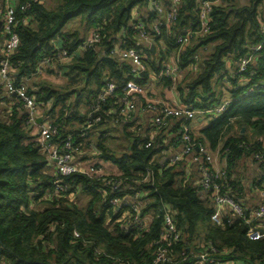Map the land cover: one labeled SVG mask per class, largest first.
Masks as SVG:
<instances>
[{"label": "trees", "instance_id": "16d2710c", "mask_svg": "<svg viewBox=\"0 0 264 264\" xmlns=\"http://www.w3.org/2000/svg\"><path fill=\"white\" fill-rule=\"evenodd\" d=\"M156 1L166 12L172 6L171 0ZM242 2L240 6L236 0H225L215 6L209 32L204 33L200 0H182L174 25L162 22L157 34L154 22L163 15L151 7V0L15 1L20 45L9 59L14 86L25 84L39 116L58 128L54 143L62 145L72 137L82 148L77 157L80 165L95 162L101 168V162L107 161L120 173L60 176L40 143L39 127L29 124L24 102L10 94L0 78V264H155L160 251H166L170 261L159 264H207L200 255L219 263L264 264V221L251 217L256 207L245 209L243 218L227 210L221 222L214 224L213 193L200 185L201 169L213 172L212 165L198 163L199 184L186 169L190 155L201 156L197 148L226 158L227 170L220 169L226 176L218 183L239 203L243 188L231 173L238 161L248 158L259 163L264 173V88L245 96L247 89L264 81V0ZM0 3L5 10V3ZM145 10L150 15L143 16ZM75 21L82 29H72ZM139 25L143 29H136ZM142 31L153 39L151 48L140 38ZM93 34L100 41L86 46ZM188 35L189 43L179 44ZM211 46V52L198 63L191 61ZM258 46L261 49L255 52ZM158 47L160 56L166 48L177 52L180 69L189 70L184 83L176 86L162 76L165 69L157 56ZM131 49L146 55L144 76L134 77L133 66L119 55ZM3 55L2 46L0 71ZM246 58L252 59L251 64L237 76L236 66ZM152 73L163 77L159 82L166 88L176 89L185 107L200 112L209 122L198 134L191 128L194 153L174 165L172 158L164 156L168 152L164 134L174 121L179 122L174 141L184 149L178 119H169L168 127L159 133L153 127L156 137H144L134 125L125 126V131L128 126L132 130L125 132L130 146L122 155L107 145L108 136L90 142L99 128L130 121L118 110L127 97L125 88L130 83L144 88ZM59 75L68 81L66 85L55 86L46 78ZM108 81L120 89L96 111ZM227 101V110L220 116L205 114ZM82 107L87 108L85 112ZM113 110L116 114L111 115ZM235 120L243 122L245 132L223 140ZM57 180L68 186L66 192L56 190ZM115 182L122 189H116ZM263 184L264 174L255 185L260 193ZM80 194L84 207L77 204ZM115 199L127 205L119 208L112 204ZM167 214L180 239H165Z\"/></svg>", "mask_w": 264, "mask_h": 264}, {"label": "built area", "instance_id": "2783aa9c", "mask_svg": "<svg viewBox=\"0 0 264 264\" xmlns=\"http://www.w3.org/2000/svg\"><path fill=\"white\" fill-rule=\"evenodd\" d=\"M3 3H5V10L0 9V14L2 15V22H3V35L5 37V42L3 45V52H4V61L1 65V71H0V78L5 83L7 91L12 94L18 96L25 104V107L28 109L29 113V124L30 125H36L40 128L39 135L41 136L40 143L45 148V150L48 152L49 159L53 165V168L55 171L62 177H68L75 174H85L93 177L97 176H107V174L104 172L102 168H97L99 164L92 162V164H82L78 162V155L82 154V148L78 145H76L73 141V138L70 137L62 142V145L54 143L55 137L58 136L59 130L57 127H55L50 122H47L43 120V122L39 125L38 119L41 117L39 116V110L36 105L35 99L33 97H30L28 94V89L25 84H21L19 87L14 86V83L12 79L10 78V56L19 48L20 45V38L18 34L15 31L16 25H17V19H16V10L14 7V3L16 0H0ZM225 0H201L200 4V12H199V19L200 24L202 27V31L209 32L210 24H211V15L213 14V9L215 6L220 5ZM172 6L169 11L163 10V8L159 5V3L156 0H151V7L156 10L161 16L158 20L160 21L163 17V20L158 23V21L154 22V31L157 34H160V28L162 27L164 22L166 26H173L174 22L176 21L178 14H179V7L182 2V0H172ZM136 29H143L142 25H139ZM261 33L264 35V27L261 30ZM140 38L142 41H145L149 47L151 48L153 39L150 35H148L145 32L140 33ZM191 37L186 36V38H181L179 40V44L187 45L189 43ZM100 41V37L98 34H93L86 42V46H93L97 44ZM261 49L260 46L254 47L253 50L259 51ZM121 59L123 61L129 62L133 68L131 70V74L134 75V77H138L142 73L146 72V64L145 59L146 55L143 51L138 50H128L125 52L119 53ZM196 61L198 63L199 58L198 56H195L191 59V61ZM252 59L246 58L242 61H240L237 64V71L236 75H240L247 71L249 65L251 64ZM47 64V62L44 63V65ZM194 71L197 70V66H194L192 68ZM41 73V72H40ZM165 78H169L172 81L177 80V73L175 70L166 67L164 70V73L162 75ZM225 83H228V80L225 79ZM250 83V82H249ZM249 85V84H247ZM129 85L125 88L126 91H128ZM237 87L236 89H238ZM263 89L264 88V81L260 82L257 87H250L246 90L245 96H249L251 93H253L256 89ZM120 89L119 86H117L114 82H107L106 87L104 88L102 94H100L99 101L96 105V111L101 110V106H103L105 103L108 102V100L115 96L117 91ZM229 105V101L225 102L223 105H220L219 107L207 111L205 114H210L213 116H220L222 113H224L227 110V107ZM136 103L134 101L133 97H130L129 94H127V97L123 100V106L120 110V115L125 118L126 120H131L133 113L136 111ZM146 110L153 111L157 113V116L153 120V126L154 128L158 129V133L161 129L168 127V120L169 119H180L182 121L181 126V136L184 143V149L183 153L175 156L171 162L172 165L177 164L179 162H182L183 159L190 154L194 153L195 145L192 144L190 133H191V121L195 119L197 115L200 114V112L194 110L193 108L189 107H181V108H172L166 104H164L162 101L156 100L152 103H150ZM99 121V120H97ZM157 132H154V135L152 137L158 136ZM152 144L149 143L147 147H151ZM200 152V157H196L197 163H208L209 165H212L213 172L208 169H201V180L200 185L202 188H204L207 191H211L213 193V200H214V207L215 210H217L216 214L213 217V220L218 218L220 221L216 223H220L221 220L226 215V211L229 210L232 213L233 217L243 218L246 216V210L242 206L241 203H239L232 194L229 193V191L224 192L226 187L222 186L218 183L219 180L225 178L226 173L222 172L216 163V160L204 149H196ZM256 160L260 161V157L256 156ZM216 163V164H215ZM217 165V166H216ZM97 166V167H96ZM100 166V165H99ZM108 185L112 184L111 182L107 183ZM116 189H120L121 184L116 183ZM264 187V184H263ZM55 188L57 191L66 192L68 190V186L61 183V181L57 180L55 182ZM122 189V187H121ZM262 202L255 208V210L252 212V218L256 220H262L264 221V190L261 192ZM113 205L121 208L125 205V201H120L119 199H115L112 202ZM133 209L137 211V207L134 204ZM138 220V217H137ZM166 235L165 239H170L174 237L176 240L180 239V235L177 234L176 226L173 222V218L171 215H166ZM76 238H79V234L75 232ZM201 261L207 264H232V262L227 263H219L215 259H210V256L207 255H200L198 256ZM170 261V258H168L166 251H160V253L157 256L155 264L164 263Z\"/></svg>", "mask_w": 264, "mask_h": 264}, {"label": "crops", "instance_id": "0c3cea01", "mask_svg": "<svg viewBox=\"0 0 264 264\" xmlns=\"http://www.w3.org/2000/svg\"><path fill=\"white\" fill-rule=\"evenodd\" d=\"M172 1V0H171ZM201 2V0H200ZM0 9H1V3H0ZM264 10V9H263ZM150 15V12L145 10L143 11V16ZM163 20V17L160 21ZM158 21V20H155ZM0 22H2V15L0 14ZM5 38V37H4ZM5 42V40H4ZM4 43L0 42V47L3 46ZM204 50V51H203ZM205 49L200 50V53L203 51V54L205 52ZM156 52V51H155ZM160 48L158 47V59L162 63V67L164 69L166 67H169L176 71L177 73V80L174 82L176 86L180 85L181 83H184L186 78L188 77V69L181 70L180 66V60L178 58L177 52L174 50L169 49H163L162 55H159ZM163 59H161V58ZM57 78H62L61 83H59V86H64V83L68 82L64 77L61 75L57 76ZM163 77H157L155 74L150 75V80H152V86L150 88H147L146 86L144 88H138L134 83H130L128 87L127 94L130 96H134V101L136 103V111L133 113V116L130 121H124L121 123L120 121H117V123H109L108 126H104V132L107 133L106 137L109 136L112 133H119L124 137L123 134L125 132H131L132 128H130V125H134V127L137 128V131L140 133V135L144 137H152L154 135L153 131V120L157 116L156 112L146 110L145 106L148 104L156 101L161 100L164 104L173 107V108H181L184 107L183 103L181 102V97L179 93L176 91V89L173 88H166L165 85L162 82H159ZM49 79V78H48ZM66 85V84H65ZM154 97H157L158 99H154ZM122 107V105H121ZM83 111H86V107H82ZM119 108L118 110H120ZM117 110H113L110 112L111 115L116 114ZM178 121H181L178 119ZM114 122V121H113ZM76 124V123H74ZM128 126L127 131H125L126 127ZM179 125V122L174 121V125L172 128L164 134L165 143L168 147V152L164 154L166 158H174L176 155H180L183 153V146L179 147L178 143L174 141L178 134L177 126ZM191 128L194 129L195 134L200 133L203 129L207 128L209 126L208 119H206L203 115H197L194 120L191 121ZM76 127H79V125H76ZM245 131V128L243 129ZM242 131V132H243ZM40 133V128L37 130V134ZM250 132H248L249 135ZM252 134L250 133V136ZM112 140H115L114 137H109L108 142H112ZM122 141H124L122 139ZM130 144V143H129ZM108 145V144H107ZM207 147V146H206ZM208 148V147H207ZM206 148V149H207ZM208 151V150H207ZM209 152L214 155V158H216L217 165L219 169L227 170L228 168V160L226 158H222L217 153ZM208 152V153H209ZM209 153V154H210ZM211 155V156H212ZM213 157V156H212ZM190 167H187L186 169L190 171L191 176L194 177L197 184H199V178L200 175H198V163L196 161V155H190L189 159L187 160V163ZM101 168L104 171L112 172L114 175H118L120 173L119 169L116 166H113L111 162L102 161L101 162ZM232 177L235 181L239 180L241 181V185L243 188V191L241 192V203L245 207L246 210H253L255 207H257L262 202L261 193L257 190L255 185L259 184V180L263 176V171L261 169V165L259 163H255L252 160L248 158H242L236 166L232 170ZM126 191L130 190L129 187H126ZM255 210V209H254ZM253 210V211H254ZM220 221V219L216 218L213 220V223ZM205 226H201L200 230H205Z\"/></svg>", "mask_w": 264, "mask_h": 264}, {"label": "rangeland", "instance_id": "374dc122", "mask_svg": "<svg viewBox=\"0 0 264 264\" xmlns=\"http://www.w3.org/2000/svg\"><path fill=\"white\" fill-rule=\"evenodd\" d=\"M247 1V0H246ZM236 2H240L239 5L242 6L244 5V2H242V0H236ZM72 29H82L81 28V25H80V22L79 21H75L72 23ZM212 50V46L209 47V48H206L205 50V54L203 55V51L200 53L198 52L197 55H199V59L200 57L202 58L203 56H206L208 55ZM48 80H50L52 82V84H54L55 86H59V83H61V79L60 78H54V77H46ZM63 80V79H62ZM152 80H149L148 81V84L146 85L147 88H150L152 86ZM67 84L64 83V85ZM59 88V87H58ZM209 123V122H208ZM248 127V126H247ZM246 128L245 125H243V122L241 123V120H235L231 126L230 129H227L224 133V136H223V140H225L226 138L230 137V134H233L234 137H239L241 136V133L243 131V129ZM99 133H96L95 136H93L91 139H90V142H96L99 138V136H104L106 137L107 133L104 132V129L101 127L99 128ZM125 135V134H123ZM126 136V135H125ZM125 136L123 137L122 135H120L119 133H112L108 136V137H114L115 140H112V142H108V146L113 150V151H116L117 154H120L122 155L123 153H127L129 151V146H130V142H128L126 139H125ZM127 137V136H126ZM128 138V137H127ZM122 139L124 141H122ZM256 139V135H255V138L253 140ZM89 142V143H90ZM216 159V158H215ZM217 162V161H216ZM105 173L109 174V173H112V172H107V171H104ZM113 174V173H112ZM78 198L76 197L74 201H77ZM77 204L78 205H81V207H84L86 205V202L84 200V198L81 196L80 194V198L79 200L77 201ZM203 231L204 230H201V233L203 234ZM204 235V234H203ZM254 235H261L259 232H255Z\"/></svg>", "mask_w": 264, "mask_h": 264}, {"label": "water", "instance_id": "95a60500", "mask_svg": "<svg viewBox=\"0 0 264 264\" xmlns=\"http://www.w3.org/2000/svg\"><path fill=\"white\" fill-rule=\"evenodd\" d=\"M4 40H5V38H4V35H3V22H0V42H1V43H4ZM1 47H2V46H1ZM152 50L155 51V47H152ZM141 75L144 76V73H142ZM42 122H43V119H42V118L38 119V124H39V125H40ZM244 132H245V131H243V133H244Z\"/></svg>", "mask_w": 264, "mask_h": 264}]
</instances>
